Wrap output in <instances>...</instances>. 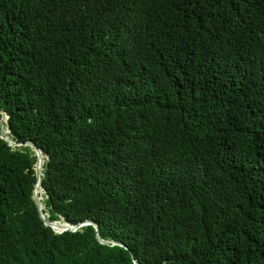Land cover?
<instances>
[{"label": "trees", "instance_id": "obj_1", "mask_svg": "<svg viewBox=\"0 0 264 264\" xmlns=\"http://www.w3.org/2000/svg\"><path fill=\"white\" fill-rule=\"evenodd\" d=\"M0 264H264V0H0ZM1 134V132H0Z\"/></svg>", "mask_w": 264, "mask_h": 264}, {"label": "water", "instance_id": "obj_2", "mask_svg": "<svg viewBox=\"0 0 264 264\" xmlns=\"http://www.w3.org/2000/svg\"><path fill=\"white\" fill-rule=\"evenodd\" d=\"M0 115H3L0 111ZM8 120L7 116H3L0 120V138L7 143V145L11 148H15V147H28L31 150V153L36 157V161L34 163V171H35V184H34V189L32 192V198L34 200V203L37 207V212L38 215L41 219V221L43 222L44 226L49 227L54 233L56 234H61L63 232H75L78 231L81 227L84 226H92L94 231H95V237L96 240L102 244V245H114V246H119V247H123L125 248L122 244L115 242V241H111V240H103L99 237V229L97 227V225L95 223H93L90 220L87 221H83V222H79L76 223L74 225L69 224V222L65 221L63 218H59L58 221L55 222H49L47 221V219L45 218V214H43V206L44 203L42 202L43 200V196L38 195L37 194V189L40 188L42 190V192L45 194V190L44 188L41 186L40 180H41V176H42V170H43V164L46 160V157L43 155V153L41 152L40 149H38L34 144H32L31 142H26L25 144L23 143H17L14 142L10 137H9V129L4 128L3 124L6 123ZM132 261L134 264H140L135 258H132Z\"/></svg>", "mask_w": 264, "mask_h": 264}, {"label": "bare ground", "instance_id": "obj_3", "mask_svg": "<svg viewBox=\"0 0 264 264\" xmlns=\"http://www.w3.org/2000/svg\"><path fill=\"white\" fill-rule=\"evenodd\" d=\"M38 190L40 191V188H38V189H37V194L39 195V192H38Z\"/></svg>", "mask_w": 264, "mask_h": 264}]
</instances>
